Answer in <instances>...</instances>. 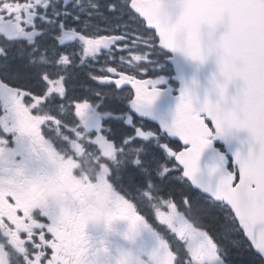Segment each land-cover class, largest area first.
I'll list each match as a JSON object with an SVG mask.
<instances>
[{"label":"snow or ice","instance_id":"6c2138e0","mask_svg":"<svg viewBox=\"0 0 264 264\" xmlns=\"http://www.w3.org/2000/svg\"><path fill=\"white\" fill-rule=\"evenodd\" d=\"M119 221L130 248L86 232ZM238 254L264 264V0H0V264Z\"/></svg>","mask_w":264,"mask_h":264},{"label":"flooded vegetation","instance_id":"af4514ba","mask_svg":"<svg viewBox=\"0 0 264 264\" xmlns=\"http://www.w3.org/2000/svg\"><path fill=\"white\" fill-rule=\"evenodd\" d=\"M146 79L148 77H145ZM86 90V88H85ZM150 222L154 224L159 230L165 231L166 226L160 224L158 218H153L151 216L148 217ZM128 230V222L127 221H119L113 225V229L111 233L107 230L106 226L103 224L96 225L90 224L89 227L86 229V232L91 235L93 238L100 239V238H107L109 241V246L115 250L118 247L122 248H130L132 245L129 244L123 237V234ZM169 235H171L169 231ZM137 243L140 244H147L151 245L152 241L147 234L138 238Z\"/></svg>","mask_w":264,"mask_h":264},{"label":"trees","instance_id":"16d2710c","mask_svg":"<svg viewBox=\"0 0 264 264\" xmlns=\"http://www.w3.org/2000/svg\"><path fill=\"white\" fill-rule=\"evenodd\" d=\"M234 259L237 261V264H244L246 257H244L242 254H238L234 256Z\"/></svg>","mask_w":264,"mask_h":264},{"label":"water","instance_id":"95a60500","mask_svg":"<svg viewBox=\"0 0 264 264\" xmlns=\"http://www.w3.org/2000/svg\"><path fill=\"white\" fill-rule=\"evenodd\" d=\"M183 63H184V65H185V70H186L189 74H191V73L193 72V68L191 67V65H189L187 61H184ZM127 87L130 88L131 86H127Z\"/></svg>","mask_w":264,"mask_h":264},{"label":"clouds","instance_id":"9594fccd","mask_svg":"<svg viewBox=\"0 0 264 264\" xmlns=\"http://www.w3.org/2000/svg\"><path fill=\"white\" fill-rule=\"evenodd\" d=\"M142 264H150V261L142 258Z\"/></svg>","mask_w":264,"mask_h":264}]
</instances>
